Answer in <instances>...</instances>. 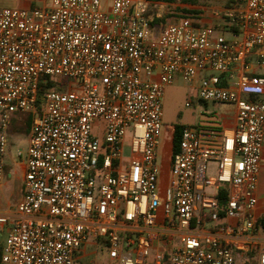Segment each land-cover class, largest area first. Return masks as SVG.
Here are the masks:
<instances>
[{"label": "built area", "instance_id": "2783aa9c", "mask_svg": "<svg viewBox=\"0 0 264 264\" xmlns=\"http://www.w3.org/2000/svg\"><path fill=\"white\" fill-rule=\"evenodd\" d=\"M16 1L43 4L0 8V179L12 117L32 119L0 264L102 252L90 264H264V0L208 14L181 1ZM177 79L200 104L233 105L235 120L200 112L185 125L164 185L162 99Z\"/></svg>", "mask_w": 264, "mask_h": 264}, {"label": "rangeland", "instance_id": "374dc122", "mask_svg": "<svg viewBox=\"0 0 264 264\" xmlns=\"http://www.w3.org/2000/svg\"><path fill=\"white\" fill-rule=\"evenodd\" d=\"M48 1V0H47ZM234 0H197V4H189L190 7L203 8L206 13H210L212 9H221L227 6H230ZM9 7L6 4L5 0L0 1V8ZM174 20L165 22L166 24L172 23ZM228 40H233V37L230 33L226 34ZM256 68L254 67V70ZM192 100L193 103L191 107H187V102ZM163 123H164V135L162 138V146L159 148L160 154L158 157V163L162 167V183L165 185L168 179V170L170 164V153L172 151V131L173 127L178 124H184L187 126L194 125L198 119L200 112L210 115L217 113L221 110V107L218 105L208 104L207 106L198 103V94L197 90L191 87L190 84H185L181 79H177L176 82L165 89L163 99ZM29 134V133H28ZM25 143L20 144L19 141L14 140V137L9 138V145L4 156V164L6 161L16 162L18 149H25ZM128 151V147H127ZM25 158V153L22 155V159ZM207 176H215L216 174V162L210 161L207 163ZM7 169V168H6ZM17 174L20 175L21 171L17 167ZM7 170L3 171V180H6V175H4ZM13 184H18L17 175L12 179ZM7 199L14 203L13 197L7 194ZM6 237V230L3 232L2 239ZM105 252L95 256L89 254L82 264H90L92 261L97 259L98 261L104 260ZM77 264V263H76ZM238 264H244L243 260H239Z\"/></svg>", "mask_w": 264, "mask_h": 264}, {"label": "crops", "instance_id": "0c3cea01", "mask_svg": "<svg viewBox=\"0 0 264 264\" xmlns=\"http://www.w3.org/2000/svg\"><path fill=\"white\" fill-rule=\"evenodd\" d=\"M1 1V0H0ZM6 4L9 5V7H19L24 9H31L34 6H41L43 4L42 1H35V2H18L16 0H5ZM207 23H209L210 19H207ZM231 32L227 31L224 32L223 35L226 37V34ZM233 37V36H232ZM256 73L263 74L264 73V67L260 69H255ZM218 105L221 107V110H219L216 114L219 121L224 126H233L234 120H235V107L230 104H213ZM20 122L21 118L18 114L14 115L11 119V123L9 125L8 129V145H9V138L14 137V140L19 141L20 144H26L25 149H18L22 150L23 153H25V158L22 159V155L19 158H16V162L14 161H6L4 164V170H7V172L4 174L6 175V180L2 181L0 179V214H9L14 215V209L16 204L21 200L23 195V178L24 174L26 172V151L28 148L29 140H28V134L22 133L18 131V128H20ZM170 166V164H169ZM19 168L21 171V174L18 175L16 168ZM7 168V169H6ZM17 175L18 184H13L12 179ZM14 199V203H12L9 199H7V194ZM258 205L256 208V216L262 217L264 216V143H263V150H262V167L260 171L259 176V183H258Z\"/></svg>", "mask_w": 264, "mask_h": 264}, {"label": "trees", "instance_id": "16d2710c", "mask_svg": "<svg viewBox=\"0 0 264 264\" xmlns=\"http://www.w3.org/2000/svg\"><path fill=\"white\" fill-rule=\"evenodd\" d=\"M151 1H163V2H170V3L181 1L185 4H197V0H151ZM185 13H190V11L185 10ZM261 75L264 76V73ZM53 85H54V83L50 81L47 83L46 87H50ZM17 114L21 118L20 128H18V131L28 134L30 131L31 121H32L31 115L28 113H17ZM183 127H185L184 124H178V125L174 126V134L172 137V152L173 153H175L178 150L179 142H180V134H181V130ZM218 200H219L220 204H224L226 202V191L224 189H221L219 191ZM256 228H257V230L264 233V216L258 217L256 219ZM0 257H1V247H0ZM241 260L244 261V264H249L248 260H246L244 258H242Z\"/></svg>", "mask_w": 264, "mask_h": 264}]
</instances>
